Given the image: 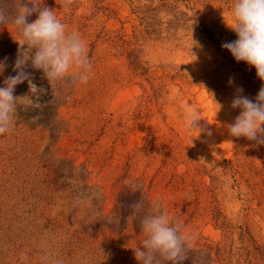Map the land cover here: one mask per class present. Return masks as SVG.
<instances>
[{"label":"rangeland","instance_id":"rangeland-1","mask_svg":"<svg viewBox=\"0 0 264 264\" xmlns=\"http://www.w3.org/2000/svg\"><path fill=\"white\" fill-rule=\"evenodd\" d=\"M231 2L44 0L84 39L93 74L51 87L29 69L57 128L19 107L0 136V264H139V199L188 236L183 264H264V145L228 133L235 88L254 99L264 82L221 47L237 39ZM6 39L19 36L0 25ZM191 109L200 134L186 130Z\"/></svg>","mask_w":264,"mask_h":264},{"label":"clouds","instance_id":"clouds-1","mask_svg":"<svg viewBox=\"0 0 264 264\" xmlns=\"http://www.w3.org/2000/svg\"><path fill=\"white\" fill-rule=\"evenodd\" d=\"M71 3L72 0H65L66 6ZM229 13L231 22L227 26L237 39L223 42L221 47L237 62L254 67L257 77L264 82V0H232ZM33 14L36 19L29 22ZM0 25H10L19 36L14 39L18 44L12 68L15 75H8L0 86V136H3L14 129L19 107L31 110V120L35 123L49 103L42 99L48 93L47 88L34 82V72L29 69L41 72L42 79L52 87L64 83L87 84L93 65L80 33L69 31L44 0H14L7 10L0 6ZM6 66L7 57L0 61V75ZM24 82L28 85L27 93L15 95L16 87ZM234 83V78L230 77L228 84ZM216 104L220 110L222 105ZM231 107L240 111L228 125L229 135L264 145V84L254 99L245 95L242 87H236ZM201 119L197 109L187 111L184 115L186 130L200 134L204 131L198 125ZM101 196L99 192L98 198ZM130 207L144 235L142 244L133 249L139 264H183L187 259L189 238L162 204L153 202L151 211H145V202L139 199Z\"/></svg>","mask_w":264,"mask_h":264},{"label":"trees","instance_id":"trees-1","mask_svg":"<svg viewBox=\"0 0 264 264\" xmlns=\"http://www.w3.org/2000/svg\"><path fill=\"white\" fill-rule=\"evenodd\" d=\"M14 4V0H0V6H3L5 10L10 8ZM17 48L18 44L16 41L13 40H3L0 42V55H1V61H4L5 57H7V66H6V77L8 75H15L12 73V64L14 63V59L17 55ZM11 57H14L13 60L10 59ZM5 77V78H6ZM53 109H55L53 103H48L41 112V118L38 121L39 123L46 125L51 129L52 132L56 131L57 123H56V117L53 114ZM22 113V112H21ZM26 118H31V115H33L32 111H23L22 113Z\"/></svg>","mask_w":264,"mask_h":264}]
</instances>
